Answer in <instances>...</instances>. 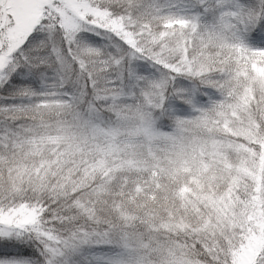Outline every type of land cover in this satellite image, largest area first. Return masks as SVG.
Listing matches in <instances>:
<instances>
[{"label": "snow or ice", "instance_id": "snow-or-ice-1", "mask_svg": "<svg viewBox=\"0 0 264 264\" xmlns=\"http://www.w3.org/2000/svg\"><path fill=\"white\" fill-rule=\"evenodd\" d=\"M0 264H264V0H0Z\"/></svg>", "mask_w": 264, "mask_h": 264}]
</instances>
